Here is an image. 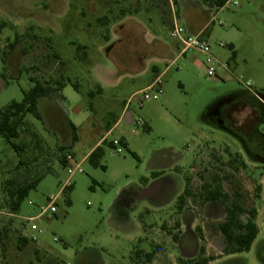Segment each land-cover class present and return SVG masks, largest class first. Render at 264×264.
<instances>
[{
    "label": "rangeland",
    "instance_id": "obj_1",
    "mask_svg": "<svg viewBox=\"0 0 264 264\" xmlns=\"http://www.w3.org/2000/svg\"><path fill=\"white\" fill-rule=\"evenodd\" d=\"M212 1L0 0V19L8 22L0 35L3 84L0 107L13 100L21 101L24 92L34 86L31 77L49 82L54 89L60 87L56 82H66L62 89L64 100L55 89L53 99L40 101L44 120L30 113L26 115L30 129L44 142L36 151L38 160L22 169L19 178L25 181L50 171L15 215L4 207L0 192V264H128L131 253L146 246L135 238L137 233H143L138 228L139 216L129 211L127 204H121L120 196L132 193L151 169L165 164V158L172 154L182 153L186 157L183 170L194 168L188 172L190 179L200 178L201 172L210 178L235 154L245 158L244 146L248 145L255 153L257 146L264 148V120L257 134L248 139L242 132L215 127L206 113L210 104L226 102V98L230 100L237 93L251 90L264 103V0H230L220 12ZM129 14L143 25L145 41L134 31L136 23H121ZM103 16L108 20L100 21ZM174 17L189 33L205 28L203 38L214 56L231 66L229 77L222 67L218 68V77L208 75L204 64L198 67L191 63L193 54L177 58L179 43L171 36ZM17 34L19 43L12 50L9 44ZM220 42L233 44L235 50L221 47ZM7 52L10 59L4 70L2 58ZM155 67L159 73L167 69L158 98L146 100L142 106L137 101L129 105L134 120L141 119L144 125L123 121L107 136L108 140L124 137L137 157L126 148L117 153L114 147L105 145L100 165H92L88 159L92 147L112 125L114 114H120L132 93L145 89L153 81ZM237 77L250 81L251 90ZM248 112L247 109L240 114L239 120ZM69 119L78 126V139L74 142ZM61 127L68 132L62 130L60 134ZM21 132L17 142L31 139L27 131ZM62 144L66 148L60 151ZM68 154L81 163L82 172L69 173L68 165L61 161ZM261 156L264 161L263 152ZM19 159L0 134V185L15 175ZM249 160V170H241L231 178L245 193L247 206L257 204L252 194L258 179L264 180V166ZM229 172L231 169H222L220 174ZM69 178L72 187L58 198L55 214L29 220L41 212L49 197L58 194ZM258 205L259 233L249 251L222 255L213 247L212 235L217 232L211 234L206 230L201 235V245L208 252L222 255L212 264H264V196ZM172 210L168 215L144 214L143 219L160 228ZM175 218L172 214L166 224H173ZM32 224L38 229L32 230ZM173 229L172 226L161 229L164 232L161 241L166 240L162 245L174 255L170 259L164 254L162 262L178 261L175 256L179 252L168 237ZM150 235L156 239L155 230ZM31 236L37 240L30 239ZM21 237L28 238L22 249Z\"/></svg>",
    "mask_w": 264,
    "mask_h": 264
},
{
    "label": "flooded vegetation",
    "instance_id": "obj_2",
    "mask_svg": "<svg viewBox=\"0 0 264 264\" xmlns=\"http://www.w3.org/2000/svg\"><path fill=\"white\" fill-rule=\"evenodd\" d=\"M226 102L222 100L217 101L207 109V117L211 121V124L215 127L225 129L226 131L233 130L234 132H242L248 139L253 138L258 132L259 124L264 120V103L249 92L237 93L234 97H231L230 100L226 98ZM247 109L249 111L248 114L244 116L242 120H239V115ZM242 151L245 153V158L240 154L239 157L233 156L229 158L228 162L219 166V170L213 172L210 178L205 175L204 172H201L198 174L200 178L197 176L190 179L188 172L192 171L194 169L193 167H190V170L186 172L183 191L176 197L175 221L173 224L167 225L166 228H164L167 229L168 226L174 228L168 237L175 244V250L179 252V254L175 256L178 260V263L176 261L174 262L175 264H180L182 256H187V259L191 261H195L200 257H214L215 259L212 260L214 261L222 255L234 254L227 253L229 244L224 234L219 230V225L226 222L228 218V209L233 208L235 203L241 205L245 210L240 215L241 221L247 223L250 219H253L259 229L257 220L261 214V207L258 203L264 196V180L261 178L258 179L259 184L256 186L254 194H252L256 197L255 202L257 204L247 206L244 202L245 193L242 191L240 185L236 184V180L234 181L231 178L233 174L237 175V172L248 169L247 160L249 159H253V162L263 167L264 161H262L261 155L262 152L264 153V148L257 146V151L255 153L254 151L252 152V149L247 145L242 148ZM222 169H227L229 171L231 169L232 172L224 173L225 175L223 176L220 174ZM262 178H264V176ZM259 185L261 186L260 190L257 188ZM227 186L231 188V191L226 188ZM218 191L221 193V197H209L211 192L216 194ZM181 197L183 198L180 199ZM257 205L259 207H257ZM253 210L256 211L255 217H252L251 214ZM183 213H186L188 220H192L191 223L185 226L180 219V215ZM206 230H209L210 233L217 232L216 235H212V239L214 241V248L217 246V249L222 254L221 256L208 252V250L201 245V235L205 233ZM219 235L223 238H220ZM203 237L206 239V236Z\"/></svg>",
    "mask_w": 264,
    "mask_h": 264
},
{
    "label": "trees",
    "instance_id": "obj_3",
    "mask_svg": "<svg viewBox=\"0 0 264 264\" xmlns=\"http://www.w3.org/2000/svg\"><path fill=\"white\" fill-rule=\"evenodd\" d=\"M228 0H213L212 3L214 7L220 8L223 7ZM169 3V0H166ZM124 15V14H123ZM108 20L107 16H103L100 18V21ZM105 24V23H103ZM108 24V22L106 23ZM8 27V22L6 20L0 19V35L3 30ZM107 39L109 38L106 36ZM20 36L16 35L13 42L9 44L10 49H14L17 47L19 43ZM83 46H79V49H82ZM233 50V49H232ZM235 51H233L234 53ZM56 58H59L58 54H54ZM5 75V74H4ZM34 80V86L29 90L24 92V97L21 101L13 100L7 106L0 107V134L6 139V141L10 144V146L16 151L18 156L20 157L17 165L15 166V175L12 178L7 179L3 185H0V192L2 195L3 205L10 212L16 213L22 202L26 199L29 193L36 188L37 184L45 177L46 173L50 171H43L32 179L21 181L19 178V172L25 167L28 168L29 163L34 160H38V149L43 147L44 139L38 135V133L32 129H30L29 124L26 122L25 118L28 113L34 115L38 120H43V114L39 109L40 100L47 97H53V93L55 91L54 88L50 87L49 82H44L42 80H38L36 78L31 77ZM55 84H59L60 87L56 90L58 93L65 87L66 82H56ZM78 90V85L75 86ZM99 92L102 91L101 87L98 88ZM94 96V92H92ZM21 130L27 131L31 137L30 140H23L22 142H17V139L21 138ZM72 141H76L78 139L77 131L78 128L72 124ZM34 143V144H32ZM122 145L127 147L130 153L137 157V154L131 151L128 148V145L125 143V139H121ZM109 145L113 147V142L107 141L106 139L103 141L102 145L97 146L88 156L89 161L94 166L100 165V160L105 154L104 146ZM66 146H60L59 150L63 151ZM236 157H239V154H235ZM62 164H66V156L63 155L61 157ZM236 161V160H235ZM157 175V173H155ZM72 187V186H71ZM69 187V188H71ZM258 190H260L261 186L259 185ZM221 193L218 191L215 193H210L209 197L219 198ZM181 197L180 199H182ZM226 198V197H225ZM244 208L235 203L233 208L228 209V218L226 222L219 225V230L224 234L229 248L227 249V253H239L248 251L251 248L259 229L253 219H250L247 223H243L240 219V215L244 212ZM252 217H255L256 211H251ZM28 243L27 237H21L19 241V247L22 249ZM152 256V255H151ZM215 259L200 257L195 261H192L194 264H209L210 261ZM189 262L186 260H181L180 264H188Z\"/></svg>",
    "mask_w": 264,
    "mask_h": 264
},
{
    "label": "crops",
    "instance_id": "obj_4",
    "mask_svg": "<svg viewBox=\"0 0 264 264\" xmlns=\"http://www.w3.org/2000/svg\"><path fill=\"white\" fill-rule=\"evenodd\" d=\"M126 21H133L134 23H136L137 28L134 31L137 32L138 35L145 41L144 36L146 33L144 32L143 25L139 22V20H137L133 15L129 14L122 20L121 23L124 24ZM204 31H205V28H202L201 30L193 31L194 33L192 34H202V37H203ZM229 46L233 50H235L233 44H230ZM180 57L181 55L179 53L177 58H180ZM2 59L5 65L4 67V70H5L6 65H7V59H10L8 52ZM203 59H204L203 55L193 54V57L191 58V63L199 67L203 65ZM133 69H136V68H133ZM154 69L156 70V73H155V77L153 81L158 76L164 75V73L167 71V69H165L164 71L159 73L160 71L159 68L155 67ZM4 74L5 73L3 71L2 76L3 78H6ZM99 86L103 90V85L100 84ZM1 87H3V84L1 83V79H0V88ZM137 92L139 91H135L134 93H132V95ZM59 95L64 100V95L62 94V90L59 92ZM48 98L53 99V97H47L46 99ZM210 106L211 104L209 105V107ZM125 107H126V103L124 104L123 109L119 115L114 114L112 125L108 127L106 133L102 135V137L95 143V145L92 147L91 152L97 146L102 145L105 139L110 142H112L115 139H118V138H115L113 140H108L107 136L111 134V132L118 126L119 123L123 121H125L128 124L133 123L134 118H133L132 112H130L129 109L126 110ZM209 107H207V109ZM43 118H44V115H43ZM68 123H69V128H71L72 124H74L78 128V126L72 120L69 119ZM62 130L67 131V128H64V127L59 128L60 134H62L63 132ZM121 139H125V138L121 137ZM125 143L128 145V148L131 149L129 142L126 139H125ZM124 148L127 149V147L125 146ZM165 159L167 160V162L165 164H161L157 166L155 169H151L149 175L144 177V180L137 183L134 189L131 190L133 191L132 193H127V195L124 193V196L123 195L120 196V199L123 197V199L121 200V204L122 203L127 204L129 206V211L133 212L135 215L137 214V216H139L140 218L138 228L140 229L139 231H142L143 233H137V235H135V238L140 243H145L146 247L147 246L151 247V249H147L146 247H138L137 249H135L131 253L130 262L128 264H171L170 262H162L161 258H163L164 254L167 255L166 257L167 258L169 257L170 259L174 257L172 253H167V249L163 247L162 245L165 239L161 241V238L163 237L162 235L164 234V232H162L161 229L166 228L167 226L166 223L169 220L168 218L172 214L176 213V197L179 194H181L184 188V180H185L186 171L183 170V164L186 161V157L182 153H177V154H172L170 157H167ZM155 173H157V175ZM170 208H173L172 214L168 216V218H166L165 220L164 219L162 220L160 228H158L157 224H150V225L147 224L146 221H144L143 219L144 214L150 215L155 212L166 213L168 215ZM180 219L182 220L184 226L192 222V220L187 219L186 213L181 214ZM152 230H155L156 239L152 238L150 235V232ZM216 249H217V246H216ZM182 257L184 259L188 258L187 256H182ZM212 262L213 261L209 262V264H212Z\"/></svg>",
    "mask_w": 264,
    "mask_h": 264
},
{
    "label": "built area",
    "instance_id": "obj_5",
    "mask_svg": "<svg viewBox=\"0 0 264 264\" xmlns=\"http://www.w3.org/2000/svg\"><path fill=\"white\" fill-rule=\"evenodd\" d=\"M231 3L230 0L227 3L218 9L220 12L225 6H228ZM237 2L234 1V4ZM173 7V5H172ZM217 12V13H218ZM222 25V22H219ZM171 36L179 43L180 47V55H187V54H201L203 55V64L206 67L207 73L210 76L218 77V68L222 67L223 70L226 71V76L229 77L231 75V66L229 63L221 62L218 58H216L212 52V48L207 40L202 37V34H192L189 33L184 26L179 23V19L177 17L173 18V24L171 28ZM221 47L229 46L224 42H220L219 44ZM162 76H158L147 88L133 94L128 102L126 103V110L129 109V105L133 101H137L140 106L144 104L146 100L151 98L157 99L158 92L161 90L162 85ZM237 80L242 81L246 87H250V81H243L241 78L237 77ZM250 89V88H249ZM251 90V89H250ZM150 91H153L152 93ZM251 93L256 94L254 91L251 90ZM141 95V96H140ZM137 125H144L141 119L133 120V123ZM113 147L117 153H121L124 150V146L121 143V138L115 139L112 141ZM66 164L68 165V171L71 175L76 172H82L81 163H77L74 160V157L71 154L66 155ZM71 178V177H70ZM70 178L63 184L61 191L49 197V202L45 207H42L41 212L35 216L30 218L29 220H36L38 217L42 215H48L49 217L54 215L57 211L56 202L61 194L69 187L72 186ZM10 215H15L14 213H10ZM32 230H37L38 227L36 224L31 225ZM30 239L37 240L35 236H31Z\"/></svg>",
    "mask_w": 264,
    "mask_h": 264
}]
</instances>
